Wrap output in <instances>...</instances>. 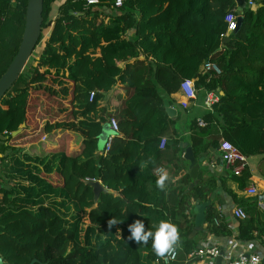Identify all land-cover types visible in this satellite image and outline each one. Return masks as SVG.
<instances>
[{
  "label": "trees",
  "instance_id": "1",
  "mask_svg": "<svg viewBox=\"0 0 264 264\" xmlns=\"http://www.w3.org/2000/svg\"><path fill=\"white\" fill-rule=\"evenodd\" d=\"M56 1L44 0L41 52L0 102V255L7 264H156L161 257L152 239H130L129 225L141 220L145 232L155 233L166 221L180 235L172 264L193 263V209L208 201L216 182H201L187 194L192 179L180 141L172 142L170 153L158 150L174 120L164 101L184 80H195L197 91L216 93L219 101L205 115L206 126L195 128L193 146L216 129L246 158L264 156V0H245L241 27L225 45L226 17L238 16L235 0H124L120 9L116 0H100L97 7L67 0L54 17ZM250 2L259 8L253 11ZM27 5L0 0V80L20 49ZM206 62L221 73L203 75ZM47 77L73 85L83 140L73 153L54 147L49 157L33 159L10 142L28 129L31 89ZM117 85L130 97L113 113L107 97ZM112 118L119 132L105 155L99 142ZM161 166L169 176L164 190L156 184ZM250 178L248 168L234 177L240 191ZM93 182L109 191L97 203ZM230 194L247 215L238 221L237 239L252 241L255 232L264 237L254 221L257 202ZM214 203L206 210L207 232L232 235L215 225ZM112 219L119 223L109 228Z\"/></svg>",
  "mask_w": 264,
  "mask_h": 264
},
{
  "label": "crops",
  "instance_id": "2",
  "mask_svg": "<svg viewBox=\"0 0 264 264\" xmlns=\"http://www.w3.org/2000/svg\"><path fill=\"white\" fill-rule=\"evenodd\" d=\"M66 1L67 0L56 1L53 11L54 17L57 15L59 7ZM204 74L206 73H203V75ZM201 94L202 91H197V99L191 101L187 108H183L181 105L183 97L180 92L165 99L177 114L173 118L169 117L174 120L169 127L167 134L161 139L158 150L170 153L172 142L177 139L180 141V146L183 148L182 156H184L185 151V148L182 145H187V147L192 148L195 156L207 154L205 164L208 166L209 171L205 170V168L201 166L200 171H203L204 174L200 183L211 180L216 182V190H220L214 201V212L217 215L214 221H218V228L221 232L231 233L232 235H211L204 227L203 234L198 233L194 237L198 242V247L202 248L208 245L218 246L220 250L225 252L223 264H225L229 258H238L240 255L246 256L253 254L264 258V237L260 238L258 236L259 232H255L254 240L249 242H243L237 239L238 221L234 217V211L239 206L230 194V191H232L234 194L238 195L239 199H252L253 202H257L254 204L258 207L257 213L254 215V221L255 225L258 226L260 230L264 231V156L247 158V168L251 174V178L249 179L248 187L245 188V190L240 191L239 185L234 181L232 170L227 169L222 160L220 147L223 141L226 140L222 137L221 132L218 133L216 129H212L211 134L205 137L204 140L200 142V145L195 148L192 143L195 128H204L200 126L199 122L204 121L205 115L212 111L213 105L219 101L217 94L213 93V97L215 99L217 98L218 101H215L212 107L208 108L205 100L211 92ZM219 95L223 96L224 93L219 91ZM129 97L130 95L125 90V87L123 85H117L114 94L107 99V105L110 111L115 113L120 110ZM27 127L28 129L24 130L21 135L14 138V140L10 142V145L15 148L24 149L21 153L23 156H29L33 159H43L49 157L51 155L49 154V148L41 140H36V138H38L36 132H31V130H29V120ZM27 133L31 134L28 135ZM111 136L115 137L114 134ZM214 142H217L218 145H213ZM2 157L3 156L0 155V158ZM189 166L190 164L185 160V167L187 171H189ZM193 183L194 180L192 179L191 184ZM23 184L27 183L23 182ZM250 186L257 188L259 192L257 197H249L247 195L246 191ZM0 258L4 263H6L1 255ZM191 264H215V262L201 261L197 259Z\"/></svg>",
  "mask_w": 264,
  "mask_h": 264
},
{
  "label": "water",
  "instance_id": "3",
  "mask_svg": "<svg viewBox=\"0 0 264 264\" xmlns=\"http://www.w3.org/2000/svg\"><path fill=\"white\" fill-rule=\"evenodd\" d=\"M237 4V14H238V29L241 27L242 19H243V8L245 7V0H235ZM253 11H256L259 6L253 5L252 7ZM43 11H44V0H28L27 5V11H26V24H25V30L23 34L22 43L20 46V49L12 62L10 68L5 73V75L0 80V102L1 100L6 96V94L13 88L16 81L19 79V77L23 74L27 64L29 63L30 59L33 56V53L35 52L38 43L40 41L41 35H42V25H43ZM237 29V31H238ZM234 32L233 34H235ZM231 32L227 33V37L224 39L223 44H227L231 40ZM116 87L112 89V91L108 94L109 99L115 92ZM165 109L170 118H173L176 116V111L169 105L168 101H164ZM25 128V125L19 129L18 132L14 133L13 136H16L17 134L21 133L23 129ZM113 133L109 130H103V133L100 137L99 142V151L102 152L109 137ZM1 139H5L4 137H1ZM185 148L184 151V160H186L190 166H189V177L194 180V183L191 184L186 191V193H190L196 186L199 185L200 181L203 179V171H200L201 166L205 168V170L209 171L208 166L205 164V160L207 158V154H200L198 156L194 155V152L192 148L187 147V145H182ZM92 187L94 188V194H95V202L97 203L99 201V198L102 193H107V189L100 183V182H93L90 183ZM220 189L215 190L208 201L205 203H199L194 206L193 213L195 216L194 219V230L192 232L191 238H194L198 233H202L204 231V227L206 224V210L212 205V203L215 201L217 194L219 193ZM200 248V247H198ZM249 255H246L248 257ZM225 258V252L221 250L220 256L216 258L215 264H223V260ZM37 260L32 261L30 264H36ZM0 264H7L4 263L3 260L0 258ZM262 264H264V258L262 259Z\"/></svg>",
  "mask_w": 264,
  "mask_h": 264
},
{
  "label": "rangeland",
  "instance_id": "4",
  "mask_svg": "<svg viewBox=\"0 0 264 264\" xmlns=\"http://www.w3.org/2000/svg\"><path fill=\"white\" fill-rule=\"evenodd\" d=\"M43 44L44 39L32 59L39 55ZM72 91L71 83L54 77L37 82L31 89L27 118L29 130L36 132V140H41L47 135L44 144L49 148V152L54 147L65 149L69 154L80 150L84 132L73 114ZM104 128L116 135L110 124Z\"/></svg>",
  "mask_w": 264,
  "mask_h": 264
},
{
  "label": "built area",
  "instance_id": "5",
  "mask_svg": "<svg viewBox=\"0 0 264 264\" xmlns=\"http://www.w3.org/2000/svg\"><path fill=\"white\" fill-rule=\"evenodd\" d=\"M88 6H99L101 4L100 0H87ZM124 0H116L114 4L115 9H120L123 6ZM254 5L253 2H250V7ZM226 24H227V31L231 32L232 34L237 31L238 29V16L232 12L228 14L226 17ZM227 32V33H228ZM227 37V35H226ZM225 37V38H226ZM203 73H209V72H215L217 74H220V69L210 62H206L202 69ZM180 93L183 97V102L181 105L183 108H187L191 101H194L197 99V89L195 86V80H184L180 86ZM95 97V93H91L90 101H93ZM206 106L208 108L212 107L215 101H218V99L213 97V93L209 94L206 97ZM200 126L205 127L206 124L204 121H200ZM110 125L112 130L115 133L119 132V126L118 122L115 118H112L110 120ZM114 136L109 137L105 149L104 154L107 155L111 149V144ZM166 144V143H164ZM221 153H222V160L226 166L227 169H231L233 172V176L235 178H240L243 175V172L245 171V168H247V158L243 156L232 144H230L227 141H223L220 147ZM167 173V170L165 167H159L156 172L155 176L159 179L160 175ZM168 174V173H167ZM175 182V180L173 181ZM180 184V182H178ZM247 195L249 197H257L259 195V192L256 187L250 186L247 191ZM234 217L237 221L245 220L247 219V215L245 211L238 207L234 211ZM215 225L218 226L219 223L217 220L214 221ZM175 251L173 253L166 254L164 257H161L156 264H172L176 262L179 258V251L174 246ZM221 250L218 246H205L202 248L196 249L194 252H192L188 258L189 259H198L201 261H209V262H215L214 260L220 256ZM263 257L257 256V255H249L246 257L245 255H240L238 258H229L225 264H262Z\"/></svg>",
  "mask_w": 264,
  "mask_h": 264
},
{
  "label": "clouds",
  "instance_id": "6",
  "mask_svg": "<svg viewBox=\"0 0 264 264\" xmlns=\"http://www.w3.org/2000/svg\"><path fill=\"white\" fill-rule=\"evenodd\" d=\"M169 180L167 173L160 175L156 181L157 187L161 190L166 188V181ZM119 222L116 219H112L108 222V227L112 228ZM129 231L131 232L130 239H134L137 243L143 242L147 244L149 239H152V248L159 257H164L166 254L173 253L175 251L174 246L178 244L180 240L179 230L177 226L170 222L161 221L159 227L153 233L152 231L145 232V225L141 220H136L129 225Z\"/></svg>",
  "mask_w": 264,
  "mask_h": 264
}]
</instances>
